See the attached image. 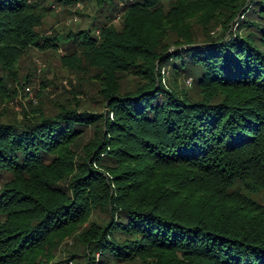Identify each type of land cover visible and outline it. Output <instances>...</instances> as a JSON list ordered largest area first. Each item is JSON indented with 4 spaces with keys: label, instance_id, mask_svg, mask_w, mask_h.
I'll return each instance as SVG.
<instances>
[{
    "label": "trees",
    "instance_id": "16d2710c",
    "mask_svg": "<svg viewBox=\"0 0 264 264\" xmlns=\"http://www.w3.org/2000/svg\"><path fill=\"white\" fill-rule=\"evenodd\" d=\"M45 1L0 0L8 70L57 47ZM54 1L119 16L62 43L104 109L0 122V264H64L78 227L77 264H264V0Z\"/></svg>",
    "mask_w": 264,
    "mask_h": 264
},
{
    "label": "rangeland",
    "instance_id": "374dc122",
    "mask_svg": "<svg viewBox=\"0 0 264 264\" xmlns=\"http://www.w3.org/2000/svg\"><path fill=\"white\" fill-rule=\"evenodd\" d=\"M44 5H49V9L38 31L43 38L57 36V47L29 48L17 59L11 71L0 64V122L20 120L24 111L38 107L45 113L55 112L62 105L76 106L90 112H102L104 109L95 93L94 70L86 64L82 65L84 70L78 73L75 69H69L62 60L66 55L62 43L64 34L70 30L90 29L92 34L99 36V27L103 22L119 24L118 14L109 15L108 20L96 11L90 1L62 5L47 0ZM89 135H92V130L87 131V137ZM250 195L264 203L261 193ZM97 215L101 219L104 217L98 210L91 218ZM81 228L60 237L54 259H63L64 264L84 261L82 247L77 242Z\"/></svg>",
    "mask_w": 264,
    "mask_h": 264
},
{
    "label": "water",
    "instance_id": "95a60500",
    "mask_svg": "<svg viewBox=\"0 0 264 264\" xmlns=\"http://www.w3.org/2000/svg\"><path fill=\"white\" fill-rule=\"evenodd\" d=\"M170 52H171V49L167 50V52H166L164 55H162V56L159 58V60L165 58L166 56H168V54H169Z\"/></svg>",
    "mask_w": 264,
    "mask_h": 264
}]
</instances>
